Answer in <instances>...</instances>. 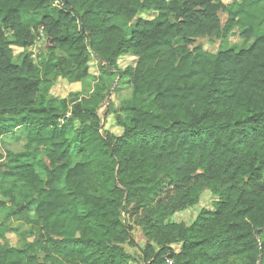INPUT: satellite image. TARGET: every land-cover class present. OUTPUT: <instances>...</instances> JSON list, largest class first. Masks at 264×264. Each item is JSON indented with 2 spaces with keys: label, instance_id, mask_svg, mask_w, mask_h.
Returning a JSON list of instances; mask_svg holds the SVG:
<instances>
[{
  "label": "trees",
  "instance_id": "1",
  "mask_svg": "<svg viewBox=\"0 0 264 264\" xmlns=\"http://www.w3.org/2000/svg\"><path fill=\"white\" fill-rule=\"evenodd\" d=\"M38 32L43 57L16 62ZM234 36L249 45H195ZM92 58L89 96L42 94ZM102 75L133 89L119 136L100 132ZM18 130L24 152L0 151V264H136L133 226L143 264H264V0H0V141ZM205 192L210 210L171 221ZM9 219L30 226L21 247Z\"/></svg>",
  "mask_w": 264,
  "mask_h": 264
},
{
  "label": "rangeland",
  "instance_id": "2",
  "mask_svg": "<svg viewBox=\"0 0 264 264\" xmlns=\"http://www.w3.org/2000/svg\"><path fill=\"white\" fill-rule=\"evenodd\" d=\"M223 3H230L231 0H221ZM144 18H150V16L144 15ZM222 20L225 16H221ZM44 37L41 32L35 34L34 45L22 51L14 48V60L20 62L24 55H30L31 60L36 63L43 57L45 53ZM196 46H201L206 52L214 54L221 48H240L242 46H248L249 43L237 38L236 36L228 39L225 43H221L220 40L215 38H201L195 43ZM128 65H133V59L123 57L119 61V66L124 68ZM99 60L92 58L89 65L90 77L84 79L81 83H70L65 79L58 78L50 86H42V94L49 100L53 99H67L73 101L82 97L89 96L95 86V79H100L99 73ZM107 87L108 93L104 99V102L98 110V116L101 121V133H108L112 136H119L121 133L120 128L117 126V118L120 114V107L123 102L128 101L132 95V86L126 80L121 81L117 76H106L102 75ZM25 136L22 130H18L12 135H7L1 138L0 151L2 153L11 152L13 154L24 152L25 148ZM37 159H44L42 152L37 153ZM40 174V170H38ZM6 201V200H5ZM211 196L205 192L201 198L200 203L192 209H188L182 213L176 214L172 217L171 221L175 223H184L190 225L198 216L201 210H210L212 208ZM5 214L0 212V222L5 220ZM33 219V215L30 216ZM8 228L11 230L10 233L6 234V242L10 246L21 247L28 237L30 226L23 221H14V219L6 220ZM131 238L135 244V247L125 246V250L136 259V264H143L141 260V249L144 248L147 243L141 230L133 226L131 232Z\"/></svg>",
  "mask_w": 264,
  "mask_h": 264
},
{
  "label": "water",
  "instance_id": "3",
  "mask_svg": "<svg viewBox=\"0 0 264 264\" xmlns=\"http://www.w3.org/2000/svg\"><path fill=\"white\" fill-rule=\"evenodd\" d=\"M255 234L257 235L258 234V231H256Z\"/></svg>",
  "mask_w": 264,
  "mask_h": 264
}]
</instances>
